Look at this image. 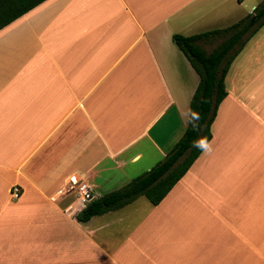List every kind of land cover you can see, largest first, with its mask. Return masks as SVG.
Here are the masks:
<instances>
[{"label": "crops", "instance_id": "crops-1", "mask_svg": "<svg viewBox=\"0 0 264 264\" xmlns=\"http://www.w3.org/2000/svg\"><path fill=\"white\" fill-rule=\"evenodd\" d=\"M261 1L44 0L0 28V264H264V23L228 68L210 140L158 203L81 222L67 190L76 175L98 198L162 160L199 81L173 34Z\"/></svg>", "mask_w": 264, "mask_h": 264}, {"label": "trees", "instance_id": "trees-1", "mask_svg": "<svg viewBox=\"0 0 264 264\" xmlns=\"http://www.w3.org/2000/svg\"><path fill=\"white\" fill-rule=\"evenodd\" d=\"M44 0H0V28ZM264 23V0L238 21L191 35L173 34L175 44L196 70L199 81L189 103L188 123L165 157L149 170L133 177L125 185L90 199L76 218L85 222L96 214L119 208L139 195L158 203L187 171L203 148L196 142L211 138V123L220 101L226 95L224 78L231 62L249 37ZM222 40L208 52L201 40Z\"/></svg>", "mask_w": 264, "mask_h": 264}, {"label": "built area", "instance_id": "built-area-1", "mask_svg": "<svg viewBox=\"0 0 264 264\" xmlns=\"http://www.w3.org/2000/svg\"><path fill=\"white\" fill-rule=\"evenodd\" d=\"M74 189L77 193V196L81 203L86 204L90 199H92V191L89 185L81 181L76 175H71L69 177V183L67 190ZM20 187L19 185H13L10 189V195L12 198L16 199L20 195Z\"/></svg>", "mask_w": 264, "mask_h": 264}, {"label": "rangeland", "instance_id": "rangeland-1", "mask_svg": "<svg viewBox=\"0 0 264 264\" xmlns=\"http://www.w3.org/2000/svg\"><path fill=\"white\" fill-rule=\"evenodd\" d=\"M221 40L222 39L220 37H215L212 42H209L207 44H205L204 42H201L200 44H201V46H203L204 48H206L207 51H209V50L213 49L216 46V44H218Z\"/></svg>", "mask_w": 264, "mask_h": 264}, {"label": "clouds", "instance_id": "clouds-1", "mask_svg": "<svg viewBox=\"0 0 264 264\" xmlns=\"http://www.w3.org/2000/svg\"><path fill=\"white\" fill-rule=\"evenodd\" d=\"M196 146L203 148L206 146V142L204 140L197 141Z\"/></svg>", "mask_w": 264, "mask_h": 264}]
</instances>
